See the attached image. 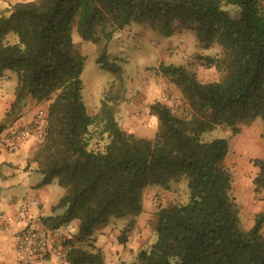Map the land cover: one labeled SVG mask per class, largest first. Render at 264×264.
I'll use <instances>...</instances> for the list:
<instances>
[{
	"label": "trees",
	"instance_id": "obj_1",
	"mask_svg": "<svg viewBox=\"0 0 264 264\" xmlns=\"http://www.w3.org/2000/svg\"><path fill=\"white\" fill-rule=\"evenodd\" d=\"M233 4L236 12L223 6ZM136 22L164 37L178 30L194 34L198 45L213 42L219 54H196L197 65L214 68L219 79L202 81L193 65L160 62L155 67L180 93L186 114L156 100L151 137L124 130L115 115L125 100L121 68L102 61L113 33ZM84 40L101 43L96 62L116 70L96 112L82 99L84 56L72 27ZM13 33L16 40L10 41ZM16 73L7 117H15L28 98L47 102L37 123L41 138L30 157L41 173L37 185L56 182L65 189L53 206L60 213L42 219L45 229L76 222L77 240L112 217H128L118 240L125 242L143 210L142 192L153 184L168 187L185 177L186 202L160 205L154 212L155 241L137 251L129 264H264V212L242 229L225 165V138L204 140L218 126L240 131L239 123L259 117L264 124V0H27L0 15V77ZM6 127L0 123V132ZM254 191L264 192V157L256 159ZM72 264H104L99 250L68 253Z\"/></svg>",
	"mask_w": 264,
	"mask_h": 264
},
{
	"label": "crops",
	"instance_id": "obj_2",
	"mask_svg": "<svg viewBox=\"0 0 264 264\" xmlns=\"http://www.w3.org/2000/svg\"><path fill=\"white\" fill-rule=\"evenodd\" d=\"M19 1L27 0H0V15L7 14L11 5ZM130 34L131 31L125 28L116 30L107 43V53L125 48L127 46L125 40ZM150 43L148 47L138 51L141 56L139 72L126 74L125 77L129 80L125 78V100L117 103L115 112L124 130L146 137H151L157 129V118L149 112V105L152 102L162 101L164 97L174 94L184 104L179 91L155 67L160 62L187 63L192 54L198 53L195 50L198 43L194 34L186 30H178L160 40L153 39ZM125 60L139 61L136 54ZM13 98V91L6 96L0 93V123H6L0 134H9L23 126L28 127L29 134L24 139H17L13 146L0 144V264H72L68 258L69 252L62 255L45 252L31 263L24 262L17 252V237L24 226L30 224L35 228L44 229L42 219L60 213L63 209L53 211V206L62 196L61 191L55 188L53 182L37 185L42 175L36 169L35 163L30 161L40 141L37 136L39 131L37 123L45 115L48 103L36 102L28 98L15 117L6 118V112ZM235 138L233 149L235 145L238 154L243 157L261 156L259 146L264 144V124L255 119L245 126H240ZM35 171L40 173V176H37ZM250 181L253 185L252 179L248 178L246 172L239 170L237 181L233 182L239 202V222L244 220L245 224H249L246 229L253 224L257 213L264 212V192H259V197H254L255 191L253 192L254 188L251 187ZM32 200H36V203H30L26 214H23L19 206ZM146 202L149 205V201ZM145 211L147 212V207ZM137 222L136 220L125 242L118 240L120 228L106 224L94 233L93 240L86 241L88 246L85 248L80 247L82 243L77 240V224L72 221L68 241L72 248L80 247L93 252L99 250L104 264H129L150 237V226L153 227V224H137ZM262 233L264 235V222Z\"/></svg>",
	"mask_w": 264,
	"mask_h": 264
},
{
	"label": "rangeland",
	"instance_id": "obj_3",
	"mask_svg": "<svg viewBox=\"0 0 264 264\" xmlns=\"http://www.w3.org/2000/svg\"><path fill=\"white\" fill-rule=\"evenodd\" d=\"M40 1V0H35ZM223 8L231 13L236 12V6L233 4H229L223 6ZM123 28L125 30L131 31V34L125 40L127 46L125 48L117 49V51H112V53H106V63L111 65L114 69L120 67L122 71V75L124 78L125 86L126 79L129 80L126 74H131V72L137 73L139 72V64H140V54L138 51L148 47L151 43L150 41L153 39H163L164 36L159 34L158 32L149 28L148 25L143 23L132 22L125 25ZM147 32V33H146ZM10 41L16 40V36L11 33L8 34L7 37ZM72 39L75 43V47L79 51L80 54L84 56L83 58V70L81 73L82 79V99L86 106L87 112L92 113L100 104V99L103 95V92L109 88L113 78L116 75V70L113 68H106L101 66L96 62L97 57L101 53V43H95L92 41L84 40L78 34L76 30V26L72 27ZM195 50L200 54L205 55H214L219 54L222 51L221 45L216 42H213L208 48H202L200 45H196ZM198 53L192 54L188 61L193 68L197 72L198 77L202 81H211L219 79V73L214 68H206L196 64L195 56ZM136 54V57L139 59L137 62L126 61L125 59H130ZM143 61V60H142ZM126 78V79H125ZM16 83V73L13 70H6L4 76L0 77V93L3 95H7L12 92ZM176 104H173L172 107L177 114L184 115L186 114V107L182 104L179 98L176 101ZM257 122H260L261 119L259 117L256 118ZM249 124V123H246ZM245 123H239L238 126H245ZM229 127L226 126H218L211 131H206L202 134L201 138L204 140H210L213 138H225L228 141L229 149L225 157V165L231 170L232 173V188L231 193L236 199L238 209L239 202L235 195L236 190H234L233 182L237 181V174L239 170H243L248 175V178L252 179L255 177L257 173V167L254 165V161L256 159L264 157V144L262 143L259 147V151L261 156L252 155L243 157L241 154L236 152V146L233 144L236 141ZM36 172V171H35ZM37 176H40V173L36 172ZM55 188H58L61 191V194L65 192V189L58 185L56 182H53ZM251 184V181H250ZM251 187L254 186L251 184ZM254 192V190H253ZM254 197H259V193L254 192ZM264 198V197H263ZM189 199V188L187 185V179L185 177L181 178L178 181H170L168 187H162L157 184L149 185L144 188L142 192V206L144 211H141V214L137 215L135 219L138 221L137 224H154V212L156 208L160 205H167L169 203L176 202H186ZM262 199V198H260ZM147 201H149V205H147ZM147 207V212L145 211ZM239 215V214H238ZM128 217H112L110 218L109 224L110 226H116L118 228H122V226L127 222ZM240 227L242 229H246L249 224H245L244 220L239 222ZM151 227V235L150 237L143 243L141 248H149L150 245L155 241L156 234ZM80 247H87L88 243L86 241H79Z\"/></svg>",
	"mask_w": 264,
	"mask_h": 264
},
{
	"label": "built area",
	"instance_id": "obj_4",
	"mask_svg": "<svg viewBox=\"0 0 264 264\" xmlns=\"http://www.w3.org/2000/svg\"><path fill=\"white\" fill-rule=\"evenodd\" d=\"M178 98L177 95L170 94L164 97L162 101L173 105L177 103ZM28 134L29 129L26 126L17 128L9 134H0V144L3 146H13L17 139H24ZM37 136L41 138L40 130L37 131ZM30 203H36V200L24 202L19 206L23 214H26ZM70 227L71 222H67L54 229L35 228L27 224L22 228L17 237V252L26 263L34 262L45 252L56 255L68 253L72 249L68 241Z\"/></svg>",
	"mask_w": 264,
	"mask_h": 264
}]
</instances>
